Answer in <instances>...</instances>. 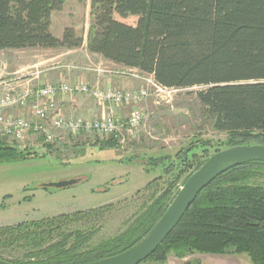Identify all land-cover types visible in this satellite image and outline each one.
<instances>
[{"label": "trees", "instance_id": "1", "mask_svg": "<svg viewBox=\"0 0 264 264\" xmlns=\"http://www.w3.org/2000/svg\"><path fill=\"white\" fill-rule=\"evenodd\" d=\"M64 1L0 0V49L79 47L83 36L73 27L60 37L50 30L52 13ZM89 17V52L152 73L166 87L203 86L196 92L199 102L214 127L228 134L219 145H264V0H91ZM115 145L116 139L103 141V147ZM206 151L190 162L183 159L175 175L158 176L139 191L134 219L117 234L92 241L88 224L108 207L21 221L0 226V259L85 264L128 249L155 225L177 183L203 163ZM26 155L0 141V162ZM162 159L147 163L158 166ZM195 253H246L253 264H264V159L241 161L216 176L138 264Z\"/></svg>", "mask_w": 264, "mask_h": 264}, {"label": "rangeland", "instance_id": "2", "mask_svg": "<svg viewBox=\"0 0 264 264\" xmlns=\"http://www.w3.org/2000/svg\"><path fill=\"white\" fill-rule=\"evenodd\" d=\"M90 1L65 0L62 9L52 13L51 33L60 37L65 27H73L86 38ZM65 50L61 47L35 46L10 49L3 53H12L8 57H17L23 66L36 63L33 67L21 68L18 75L26 76L38 70V75L44 74L52 82L59 80L60 76L69 82H76L83 76L86 80L83 82L94 83L97 80L102 88L136 90L142 86L147 96L120 106L102 107L84 94H58L56 97L60 99L64 96L68 99L67 104L78 103L85 108L77 112L76 105H58L62 115L67 118L98 117L101 111L106 110L115 119L124 122L131 112L138 110L142 114L141 122L132 134L124 130L116 138L114 147H103L104 140L114 137L98 132H82L75 136L65 130L55 131L50 125L47 129L56 136L51 142L45 141L43 134L33 132L20 140L8 137L0 139L4 144L15 145L28 154L23 159L0 162V226L108 207L96 222L92 220L88 224L94 229L92 241H97L117 234L134 219L140 203L138 192L149 182L158 176L167 179L175 175L182 167L181 161L190 162L193 154L202 156L203 151L207 150L211 155L217 149L222 150L224 146L219 142H224L228 134L214 127L213 118L199 102L196 92L203 86L166 87L159 85L152 73L114 63L100 55L85 58L80 56V50L77 52L80 59L68 60L63 55ZM155 82L159 88L154 86ZM205 142L211 145L205 146ZM161 158L163 163L158 166L147 163L156 159L158 163ZM169 166L173 168L172 172L164 173ZM185 167L181 179L190 171L191 165ZM72 178L78 181L65 187L43 186ZM180 186L179 182L176 188ZM209 256L217 260V255ZM218 256H221L219 264H253L246 253ZM192 257L189 254L184 258H191L187 261L190 264H211L215 261L204 259L193 263L195 259ZM165 262L148 261L145 264Z\"/></svg>", "mask_w": 264, "mask_h": 264}, {"label": "built area", "instance_id": "3", "mask_svg": "<svg viewBox=\"0 0 264 264\" xmlns=\"http://www.w3.org/2000/svg\"><path fill=\"white\" fill-rule=\"evenodd\" d=\"M67 67L79 68L73 64ZM39 72L36 70L26 76L15 73L7 78L0 77V139L8 137L20 140L29 132H33L43 134L44 140L51 142L56 136L47 129L48 125L55 131L65 130L75 136L82 132H98L116 139L124 130L132 134L139 126L142 114L138 110L131 112L124 122L115 119L106 110L101 111L98 117H64L55 97L58 94H84L99 106H120L137 102L147 96L142 86L136 90L102 88L98 85L99 82H96L97 80L94 83L61 80L56 83L32 85L29 77L36 78ZM159 85L154 83L156 88H159ZM14 108L27 109L33 119L11 114L9 110ZM49 120L50 123H48Z\"/></svg>", "mask_w": 264, "mask_h": 264}, {"label": "water", "instance_id": "4", "mask_svg": "<svg viewBox=\"0 0 264 264\" xmlns=\"http://www.w3.org/2000/svg\"><path fill=\"white\" fill-rule=\"evenodd\" d=\"M264 159V145L239 144L218 150L209 155L203 163L194 170L178 188L164 213L138 242L128 249L93 262L85 264H138L146 259L164 237L180 220L185 210L191 204L197 193L225 170L235 166L241 161ZM78 179L72 178L43 184L44 187H65L74 184ZM0 264H14L0 259Z\"/></svg>", "mask_w": 264, "mask_h": 264}, {"label": "crops", "instance_id": "5", "mask_svg": "<svg viewBox=\"0 0 264 264\" xmlns=\"http://www.w3.org/2000/svg\"><path fill=\"white\" fill-rule=\"evenodd\" d=\"M9 50L10 49H0V77L7 78V77H9V76H11V75H13L15 73H18L19 71H21L22 69H24L26 67H33V66L36 65V63H33V64H29V65L23 66L22 64L19 63L17 57H14V56L13 57H8V56H12V53H7L6 55L3 53V52H7ZM80 50H81V53H82V55H80V56L85 57V58H90L93 55L94 56L95 55H100V54H97V53L89 52L87 50L86 38L84 37L83 38V42H82V44L79 47L73 48V49H66L65 52H63L64 58H66L68 60L71 59V58L73 60H75L77 58L80 59V57H79L80 53L77 54V52L80 51ZM61 66H63V64H61ZM64 66H67V65L64 64ZM52 78H53V76H52ZM29 80H31V84L32 85H41L43 83L51 81L50 77H46L44 74L38 75V77H36V78L35 77H29ZM48 80H50V81H48ZM61 80H66V79L64 77L60 76L59 80H57V81H55L53 83L59 82ZM77 80L86 81V80H84L83 76L79 77ZM56 97H55V99H56L57 105H59L60 107H64L66 105H68V106L69 105H76L75 109H76L77 112H79V110H84L85 109L84 107H81L80 104H78V103L67 104L68 99H66V97H64V96L60 97V99H57ZM10 113L13 114V115H22V116H25V117L33 119L31 114L29 113V111L27 109H22V108H16L15 109L14 108V109L10 110ZM87 113H89V112H87ZM200 254H198V253L192 254L193 255L192 258L195 259L193 261V263H197V261H200V262L204 261V259H206L208 261H214L215 260L214 257L209 256V255H214V254L204 253V254H206V256H200ZM215 255H217V258H216L217 260H215L214 262H211V264H219V262L221 261V258H220L221 256H218L219 254H215ZM222 255H224V254H222ZM189 259H191V258H189ZM189 259H187V258L186 259L185 258H176L174 256H170L168 258V260L165 263H163V264H190L189 262H187ZM230 259L231 258H229L228 260H230Z\"/></svg>", "mask_w": 264, "mask_h": 264}]
</instances>
